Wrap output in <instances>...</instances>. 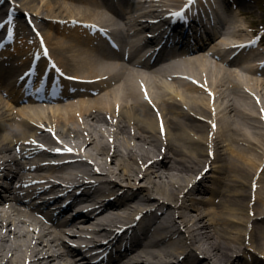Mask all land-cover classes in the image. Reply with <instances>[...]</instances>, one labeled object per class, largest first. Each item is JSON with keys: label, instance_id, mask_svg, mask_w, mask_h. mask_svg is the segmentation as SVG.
<instances>
[{"label": "bare ground", "instance_id": "obj_1", "mask_svg": "<svg viewBox=\"0 0 264 264\" xmlns=\"http://www.w3.org/2000/svg\"><path fill=\"white\" fill-rule=\"evenodd\" d=\"M12 1L23 12L34 14L38 19L42 16V21L38 22L41 34H36L34 43L27 36H21L19 43L9 49L16 56L14 62L21 61L18 65H27L33 62L35 54L43 53L39 60L43 66L44 47L51 46L54 60L64 67L70 65L71 75L96 79L111 74L107 83H119L118 78L126 76L127 68L122 63L112 64L99 58L98 50L91 47L92 36L89 35V42L84 39L85 29L72 28V33L60 31L63 26L58 22L73 21L83 14L80 11L77 16L68 11L62 16V12H55L64 5L73 13L79 10L70 6L68 0H45V10L37 9L39 0ZM83 1L87 3L88 13L84 11L81 21L91 26L109 21V26H118L106 11L98 10L102 7L100 0ZM181 1L152 0L151 12L161 9L171 12ZM215 1L208 8L194 9L196 19L204 12L210 22L206 27L199 22V31H205L207 36L209 29L218 33L221 19H224L232 34L238 35L242 28L225 17L223 8L226 5L219 9L221 1ZM240 5L247 6L243 1ZM145 12L150 13V10ZM212 17L214 25H211ZM206 35L200 37L199 43H204L202 38ZM223 45H227L226 49L232 46L221 35L211 43L209 51H204L209 56L198 54L184 62L186 68L180 67L173 72L189 74V82L175 77L171 78V83L160 82V76L152 80L138 76L135 72L140 70L133 69L126 82H120L118 92H109V89L108 94L101 93L93 98L82 96L78 103L58 104L49 109L38 105L11 108L13 103L0 95V126H4L0 131V165L20 164L15 147L22 140V145L32 146L38 138L48 139L29 121L52 124L64 139L75 133L78 138L75 144L81 157H86L82 163L72 165L75 172L65 178L96 174L97 182L102 185L96 193L104 192L107 185H111L113 189L104 194L111 198L121 184L128 190L125 193H133L121 199L122 204L109 202L106 206L109 211L85 220L81 228L94 232V242L98 241L96 235L107 232L106 225L124 224L125 221L131 225L137 221V215H142V221L148 220L149 224L130 228L134 232L131 238L135 239L132 243H139L141 234L147 235L156 227L146 238L148 243L142 250L128 255L126 250L122 254L114 253L115 260L123 256L125 264H264V78L238 74L232 68L238 62L228 67L223 64L225 61H210L209 57H215V52L219 54L218 50L225 52ZM167 50L165 47L164 51ZM255 61L257 59H246L244 63L251 67ZM236 66L240 70L243 68L245 73L251 71L250 67ZM8 71L3 70L4 73ZM162 71L158 69L155 73L161 75ZM139 81L146 82L149 97L160 106L161 122L142 100ZM253 94L256 99H252ZM77 113L81 116L77 117ZM107 115L112 117V126H108L111 120H107ZM14 117L22 118L19 125L15 126ZM99 123L106 124L107 130L97 133ZM197 194L205 198L195 197ZM95 226H100V230L96 231ZM74 229L80 227L70 223L67 230L77 236ZM67 230H53L33 218L24 219L16 210L1 209L0 264H78L76 259L80 258L79 251L83 248L68 249L70 245L63 239ZM132 231L124 232L123 238ZM118 238L119 235L110 237L109 245L121 240ZM80 239L84 237L76 238ZM251 254L254 257H250V262H242Z\"/></svg>", "mask_w": 264, "mask_h": 264}, {"label": "rangeland", "instance_id": "obj_2", "mask_svg": "<svg viewBox=\"0 0 264 264\" xmlns=\"http://www.w3.org/2000/svg\"><path fill=\"white\" fill-rule=\"evenodd\" d=\"M69 2H67L70 6H74V7H76L77 9H79V10H77V11H75L74 13H73V11L71 10H69L68 9V7L66 6V5H64L63 6V8L62 9H58V10H56L55 12L57 13V12H62L63 14H62V16L63 15H66L67 13L66 12H68L69 11V13L70 14H74V15H77V13L78 12H83V14H84V11L85 12H87L88 13V11L86 10V7H87V3L85 2V1H83V0H68ZM233 2L231 3L232 5H231V7H229V8H225V13H226V18L228 19V20H231V21H233L234 23H236L237 25H239V27H241L243 24H246L247 26H251V27H258V28H260V26L261 25H264V0H232ZM242 1L244 2V3H246L247 4V6L246 7H242L240 4L242 3ZM44 2H45V0H39V2H36V5L38 6L37 7V9L38 10H45L46 8L44 7ZM63 5V4H62ZM242 9H245V10H242ZM98 10H100V11H104V10H106V9H104V10H101V9H98ZM107 12H108V14L110 15V13H109V11L108 10H106ZM82 14V15H83ZM90 14V13H89ZM82 15H80V16H78L77 18L78 19H80V17H82ZM85 16V15H84ZM40 17H42V16H40ZM91 17V16H90ZM111 17V16H110ZM91 18H93V17H91ZM109 19H111V18H109ZM35 21H36V19H35ZM37 22V21H36ZM107 23H110L109 21H107ZM104 24H106V23H104ZM50 26V25H49ZM48 25H47V28H48V30H50V27H49ZM224 28V27H223ZM220 29V28H219ZM223 30H226V29H223ZM245 36H248L246 33H241L240 35H239V37H236L235 35H233V34H231V33H229V35H227V36H225V38H228V39H236V38H243V37H245ZM206 56V55H205ZM210 60V59H209ZM211 61V60H210ZM71 67L70 65H67V67ZM188 70V69H187ZM233 70H236V71H238V74H239V68L238 67H235V66H233ZM89 72H93V71H89ZM245 73V72H244ZM243 73L241 72V75H242ZM244 75V74H243ZM246 75H248L249 76V73H246L244 76H246ZM252 76H254V75H252V74H250V77H252ZM247 77V76H246ZM126 77H124L123 79H121L120 81H124V79H125ZM126 82V81H125ZM124 83V82H123ZM113 84H116L115 83V81L113 82ZM176 86L177 87H182L180 84H176ZM113 89H115L114 91H116V92H118L117 90H118V86H116V85H113ZM183 89H185L184 87H183ZM261 89V88H260ZM104 94H105V92H104ZM108 116V118H107V120H109V119H111L112 117H111V115H107ZM104 126V127H103ZM108 126H110V125H108ZM108 126H106V124L104 125L103 123H99V127H98V129L96 130V132L97 133H100V132H102V131H104V130H107V127ZM63 129H66V128H64V127H62ZM80 128V127H79ZM76 134L75 133H71L70 135H69V137H65L67 140L69 139V140H74V141H78V138L75 136ZM107 137H109V135L107 134ZM105 139H108V138H105ZM113 141H115V138L113 137L112 138V143H113ZM91 161H93V160H91ZM130 161H132V160H130ZM121 185H123V184H121ZM153 195L155 196V197H158V198H160L161 196H159L158 194H156V193H153ZM195 197H197V198H199V197H202V198H205V196L204 195H200V194H197V195H195ZM207 198H209V196H207ZM212 199H214V197H212ZM211 199V200H212ZM216 200V199H215ZM211 207V206H210ZM171 212V211H170ZM133 219V218H132ZM126 222H128V221H126ZM117 223H119V222H117ZM120 224V223H119ZM108 228V227H107ZM185 237V236H184ZM206 244V243H205ZM250 257H254V255L253 254H251V256H249V257H247V258H245V259H242V262H244V263H248V262H250ZM201 258V257H200ZM201 259H203V258H201ZM204 261H206V260H204ZM204 264H207V263H204Z\"/></svg>", "mask_w": 264, "mask_h": 264}, {"label": "snow or ice", "instance_id": "obj_3", "mask_svg": "<svg viewBox=\"0 0 264 264\" xmlns=\"http://www.w3.org/2000/svg\"><path fill=\"white\" fill-rule=\"evenodd\" d=\"M193 2H194V0H193ZM9 22H11V21H9Z\"/></svg>", "mask_w": 264, "mask_h": 264}]
</instances>
